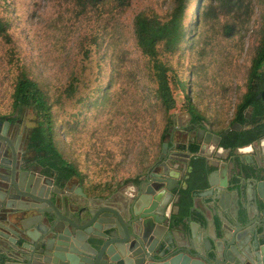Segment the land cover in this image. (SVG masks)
I'll return each mask as SVG.
<instances>
[{
    "label": "rangeland",
    "instance_id": "1",
    "mask_svg": "<svg viewBox=\"0 0 264 264\" xmlns=\"http://www.w3.org/2000/svg\"><path fill=\"white\" fill-rule=\"evenodd\" d=\"M172 2L132 0L129 8L114 17L96 11L77 17L76 0H0V17L12 38L10 45L0 38V118L13 119L15 128L18 125L26 133L27 141L38 126V116L32 108L24 107L16 113L13 109L15 80L23 68L52 100L59 101L55 106L59 147L65 158L88 176V187L134 178L143 164L153 165L158 160L164 125L154 107L150 63L134 39V18L145 10L163 16L172 8ZM197 6L198 0H191L187 23L198 21ZM107 24L114 38L103 34ZM261 26L262 8L254 0L252 19L234 37L221 30L220 39L213 45L202 46L204 30L199 28L175 55L164 59L177 67V77L189 86L186 94L174 90L177 106L171 111L169 138L176 146L187 138L178 129L179 124L191 118L185 107L186 96L207 118L202 124L209 129L230 124L235 101L245 92ZM211 34L212 31L208 33ZM96 37L102 46L85 60L83 51ZM73 74L80 79L79 92L69 99L65 88ZM119 93L120 100L112 106ZM117 108L121 114L113 118ZM96 130L104 135L108 130L112 133L107 140L101 137L107 151L98 153V145L93 147L92 134ZM74 181L79 183L78 178Z\"/></svg>",
    "mask_w": 264,
    "mask_h": 264
},
{
    "label": "water",
    "instance_id": "2",
    "mask_svg": "<svg viewBox=\"0 0 264 264\" xmlns=\"http://www.w3.org/2000/svg\"><path fill=\"white\" fill-rule=\"evenodd\" d=\"M2 126L5 134L9 122L0 123V132ZM196 128L192 142L200 145V156H207L211 147H220V135L203 124ZM242 129L241 124L235 123L225 133ZM192 157L191 151H181L167 140L145 179L133 185L135 194L120 208L109 203L74 207L68 193L89 199L80 184L56 188L53 179L11 166V160L2 159L0 264H264V233L251 247L240 231L231 236L225 234L217 244L205 242L203 247L200 239L171 241L170 228L179 224L167 213L181 183L170 162L186 164L182 168L186 170ZM159 168L162 171L156 172ZM223 170L226 178L219 185L226 191L229 168ZM233 172L239 179V171ZM253 178L260 206L264 207V167L256 170ZM209 184L215 186L212 180ZM213 195V190L199 193L202 197ZM27 222L35 229L27 227Z\"/></svg>",
    "mask_w": 264,
    "mask_h": 264
},
{
    "label": "trees",
    "instance_id": "3",
    "mask_svg": "<svg viewBox=\"0 0 264 264\" xmlns=\"http://www.w3.org/2000/svg\"><path fill=\"white\" fill-rule=\"evenodd\" d=\"M131 2L132 0H76V16L82 17L96 11L102 12L101 15L114 17L117 13H122L129 8ZM190 2L191 0H173L172 8L163 16L153 10H145L139 12L134 18V39L137 48L150 63V76L154 84L152 88L155 99L154 107L160 120L164 122L159 140L160 152L163 144L171 136L170 128L173 125L171 111L177 106L174 90L180 89L183 94H186L187 89H189L183 78L177 77V67L171 66L164 59L175 55L188 37L193 38L194 31L199 28L203 29L205 33H203V41L201 40L202 46L213 45L216 40L220 39L219 31L221 30L226 36L234 37L243 27L249 24L254 13V0H198L196 9L198 21L187 23ZM257 3L262 8V26L258 31L259 43L254 51L245 92L238 96L235 101L233 119L227 127L220 129L208 128L222 137L220 147L230 149L232 152L251 146L264 137V0H257ZM102 31L103 34H107L112 38L115 36L108 24L102 28ZM210 31H212V34L209 36ZM0 38L8 45L12 44L7 24L2 17H0ZM116 42L115 40L113 43ZM102 43L98 41L97 37L93 38L83 51L84 59L89 60L93 53L101 48ZM200 55L202 56V54ZM70 80L65 88V93L69 99L78 94L80 85V79L75 74L72 75ZM120 97L121 94L119 93L113 99L112 106L120 100ZM185 101V107L191 116L192 123L202 124V122H207V118L192 103L191 97L186 96ZM58 103L59 101L52 100L49 92L40 83L30 78L28 72L23 68L20 69V74L17 76L14 85L13 109L16 113L24 107L32 108L38 116V126L33 128L28 139V149L35 153V160L44 167L43 173L45 175H58V181L78 178L81 186L89 196L106 199L116 193L122 184H138L144 174L155 164H149L148 166L143 164L142 171L134 178L118 183L110 181L88 187L89 185L86 183L88 176L81 172L75 164L68 161L59 147V134L56 125L58 119L56 107ZM80 103L84 104L85 102L81 99ZM119 112L120 109L117 108L113 118L117 117ZM112 120L110 121L112 122ZM119 120L120 118L117 121ZM235 123L241 124L243 129L225 133V129ZM213 125L211 123V126ZM102 136L107 140L112 136V133L109 130L108 135H104L103 131L96 130L93 132L92 138L95 139L93 147L98 145L99 148H97L100 150L98 153L107 151V148L104 147L105 142L101 141ZM179 149L191 151L193 157L190 161L191 172L186 180L188 187L181 189L179 193L180 212L179 216L173 218L175 224L182 223L183 217L187 216L193 202L194 192L205 186L207 174L210 171L206 159L199 155V144L194 142L189 145L180 144ZM109 153L112 155L111 152Z\"/></svg>",
    "mask_w": 264,
    "mask_h": 264
},
{
    "label": "crops",
    "instance_id": "4",
    "mask_svg": "<svg viewBox=\"0 0 264 264\" xmlns=\"http://www.w3.org/2000/svg\"><path fill=\"white\" fill-rule=\"evenodd\" d=\"M189 123L190 122H186V124L182 125L179 124L180 127L178 129L189 131V129L192 128ZM187 139L188 137L186 140ZM189 141H192V139L189 138ZM258 153L259 152L256 153L250 148L232 152L229 149L220 147L214 149L211 147L209 151H207V156H202L206 159L208 167L210 168L207 174L206 184L204 187L194 192L192 205L187 216L183 217L182 223L176 227L171 226L170 229L173 232L171 241L176 242L184 238L189 242L191 239H200V245L203 247L205 242L207 244L211 242L217 244L223 241L225 234L231 236L235 231H240L243 236L249 239L250 242L248 247H251L253 241L263 235L264 207L260 206L262 202L256 192V181L253 178L255 171L259 169V166L255 164L256 158L254 157L258 156L257 158H260ZM262 156L264 158L263 152L261 153V157ZM190 161H188V168H186V170L182 169L186 167V164L170 162L171 167L177 170L176 176L180 179L181 183V188L175 190V197L169 207L171 215H169V212L167 213V216H170L171 220L175 216H179V193L181 189H186L188 187L186 180L188 174L191 172ZM223 165L225 167H222ZM252 166H255L256 169ZM223 168H229V187L226 191H222L219 185V183L226 178ZM235 169L239 171V179H235L234 177L235 174L233 171ZM161 171L162 169L160 168L156 170V172ZM146 175L147 173L141 178V181L145 179ZM182 176H185L183 180H181ZM210 180L215 184L214 187L210 186ZM72 182L80 184V182L78 183L74 181V179ZM138 184L129 183L106 199L89 196L87 194L89 199L86 200L71 193H68V198L74 207H96L104 203H109L114 208H120L132 194H135L133 185L137 186ZM207 190H213L214 195L207 197L199 196V193H203ZM29 217L30 215H27V218ZM33 226V224L27 222V227ZM34 227L33 229H35Z\"/></svg>",
    "mask_w": 264,
    "mask_h": 264
},
{
    "label": "flooded vegetation",
    "instance_id": "5",
    "mask_svg": "<svg viewBox=\"0 0 264 264\" xmlns=\"http://www.w3.org/2000/svg\"><path fill=\"white\" fill-rule=\"evenodd\" d=\"M7 121L9 122V127L7 129V132H5V134H3L4 126L1 127V132H0V136L2 137V138L0 137V161L4 158H8L12 162L11 166L15 165L17 168H24L26 170H30L31 172L36 173L38 176H43V177L47 176V177L53 179L54 185L56 188L59 187V188L65 189V187H72L73 184H76V183L72 182L73 179H71V180L61 179L60 181H58V175H52V176L51 175H49V176L45 175L43 173L44 167L39 165L38 162L35 160V153L28 149L29 141H27L26 133L23 132L22 128L19 127L18 125L15 128L16 124H14L13 119H9V118H2L1 119L0 118V123H2L3 125ZM189 125L192 126V128L189 129V131L179 130L182 134H185L188 137V140H185L184 142H182V144H184V145H189L190 143H193L192 141H189V138L192 139L193 137H196V135H197L196 126L202 125V124H195V123H192L190 120ZM186 132H188V133H186ZM260 140L262 141L261 143L259 142ZM260 140L258 142H256L257 144L254 143L253 145L248 146V147H244V148H250L251 150L255 151L256 153L259 152L258 154L260 155V158H257L258 156L257 157L254 156L256 158L255 164H257V166H259V168L260 167L263 168L264 167V158H263V156L261 157V153L263 152V154H264V137ZM170 141H171V139H170ZM179 145H177L178 149H179ZM220 148H222V147H220ZM241 149H243V148H241ZM179 150H181V149H179ZM239 150L240 149H238L237 151H239ZM181 151H188V150H181ZM14 157H15V160H14ZM252 161H253V159H252ZM252 163H254V162H252ZM252 167L255 168V166H252ZM101 205H103V204H101Z\"/></svg>",
    "mask_w": 264,
    "mask_h": 264
}]
</instances>
